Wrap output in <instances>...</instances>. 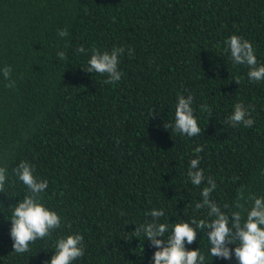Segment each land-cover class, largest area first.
Here are the masks:
<instances>
[{
  "label": "trees",
  "instance_id": "1",
  "mask_svg": "<svg viewBox=\"0 0 264 264\" xmlns=\"http://www.w3.org/2000/svg\"><path fill=\"white\" fill-rule=\"evenodd\" d=\"M233 34L264 64V0H0V264H46L56 240L73 233L85 251L73 264H152L157 249L134 232L151 210L163 209L159 222L170 229L207 219L195 207L206 182L187 177L198 145L204 176L217 185L211 198L245 216L248 196H264V81L250 82L225 51ZM114 47L125 50L121 79L106 84L84 68L93 48ZM177 94L194 97L201 135L169 126ZM237 102L253 106L251 128L225 123ZM21 161L47 180L41 202L61 227L16 254L8 219L28 192L13 171ZM185 247L199 248L205 264H237L209 255L206 231Z\"/></svg>",
  "mask_w": 264,
  "mask_h": 264
},
{
  "label": "clouds",
  "instance_id": "2",
  "mask_svg": "<svg viewBox=\"0 0 264 264\" xmlns=\"http://www.w3.org/2000/svg\"><path fill=\"white\" fill-rule=\"evenodd\" d=\"M60 37L68 35L67 29L58 31ZM225 51L230 53V58L235 65H245L248 68L247 76L250 82L264 81V64H259L252 43L240 35L233 34L226 41ZM123 47H114L111 52L98 51L93 48L91 56L84 68L89 73H98L107 77L103 82L113 84L121 79L118 70V57L124 54ZM83 53V46L77 49ZM132 54V49L128 50ZM61 60H65L66 53L57 52ZM5 80H10L11 67L5 66L2 70ZM238 83V81H236ZM8 87H14L15 81L9 82ZM194 97L177 94L175 105L174 123L169 125L173 131L189 138L202 133L192 107ZM206 108V106H204ZM253 106L247 107L243 102H237L233 111L226 118L225 123L232 127L243 125L251 128L254 120L251 117ZM194 159L190 160L187 177L190 182L199 187L206 182L201 190L202 200L196 203L197 210L207 209V219H191L185 222L180 219L171 224L160 223L164 216L163 209H153L149 213L151 222L136 225L134 232L143 233L151 245L157 250L153 253L152 264H205V257L199 248L188 250L185 244H192L197 240L198 230L206 231L209 243V255L216 258L231 260L235 257L237 264H264V196L250 194L248 200L251 207L242 216L240 211L228 214L221 210L212 198L211 193L217 185L212 177H205L204 170L200 167L203 151L202 146L194 150ZM18 179L26 186L28 192L22 200L13 207L11 217L10 236L13 241L12 248L16 254L30 251L29 245L50 236L61 227V217L54 210L48 209L42 202L40 194L48 187L47 180L38 179L33 173L34 168L26 161H21L13 169ZM7 169L0 167V193H3L6 182ZM243 197V192L240 193ZM241 207L239 204L236 205ZM226 207V206H225ZM194 225V226H193ZM165 239V234L169 233ZM83 236L79 233L68 234L56 240L55 251L46 264H73L74 261L85 254ZM229 245H235L230 248Z\"/></svg>",
  "mask_w": 264,
  "mask_h": 264
}]
</instances>
